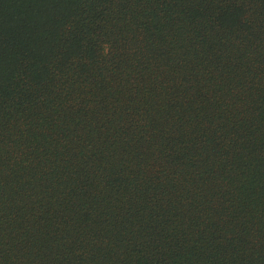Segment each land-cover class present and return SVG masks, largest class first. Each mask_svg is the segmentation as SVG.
<instances>
[{"label": "trees", "instance_id": "obj_1", "mask_svg": "<svg viewBox=\"0 0 264 264\" xmlns=\"http://www.w3.org/2000/svg\"><path fill=\"white\" fill-rule=\"evenodd\" d=\"M0 264H264V0H0Z\"/></svg>", "mask_w": 264, "mask_h": 264}]
</instances>
